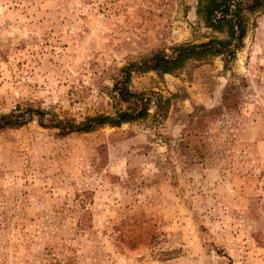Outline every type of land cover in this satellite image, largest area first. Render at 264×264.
<instances>
[{
  "label": "rangeland",
  "instance_id": "374dc122",
  "mask_svg": "<svg viewBox=\"0 0 264 264\" xmlns=\"http://www.w3.org/2000/svg\"><path fill=\"white\" fill-rule=\"evenodd\" d=\"M198 1L0 0V117L113 114L123 68L215 35ZM246 19L230 62L133 74L166 118L0 131V264H264V6Z\"/></svg>",
  "mask_w": 264,
  "mask_h": 264
},
{
  "label": "trees",
  "instance_id": "16d2710c",
  "mask_svg": "<svg viewBox=\"0 0 264 264\" xmlns=\"http://www.w3.org/2000/svg\"><path fill=\"white\" fill-rule=\"evenodd\" d=\"M263 6L264 0H199L198 14L205 26L215 35L209 41L200 44H177L171 47V54L163 50L157 51L123 68L122 75L112 90V96L116 100L113 114L100 113L88 116L83 121L55 119L54 123L48 125L44 121L47 114L45 110L30 106L22 108L18 105L12 113L0 117V131L19 128L38 116L42 126L56 127L61 135L91 133L106 126L121 127L126 123L145 120L150 116L152 103L157 108L156 116L166 118L170 99L157 91H133L131 88L133 74L150 71L156 72L159 76L173 74L184 69L190 62L203 61L208 57L223 56L226 62L232 61L236 50L243 47V39L247 35L246 11H259ZM218 34L224 37H219ZM123 104L129 105L124 108Z\"/></svg>",
  "mask_w": 264,
  "mask_h": 264
}]
</instances>
